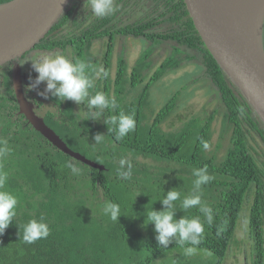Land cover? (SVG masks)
I'll return each instance as SVG.
<instances>
[{"label":"trees","instance_id":"16d2710c","mask_svg":"<svg viewBox=\"0 0 264 264\" xmlns=\"http://www.w3.org/2000/svg\"><path fill=\"white\" fill-rule=\"evenodd\" d=\"M73 1L35 49H58L69 59L83 60L99 71L100 60L92 48L106 36L101 70L109 75L98 76L90 92H104L111 97L112 89L118 110L134 115L136 129L117 141L102 120L85 119V112L83 115L76 111L81 107L86 110L82 104L51 98L57 109L47 111L42 121L68 148L96 166L70 156L35 130L19 112L11 85L13 62L0 66V141L6 142L10 150L0 158V168L8 173V190L19 200L13 224L0 235V264H223L248 194H252L248 217L254 243L252 263L264 264L263 174L248 150L240 117L258 131L263 141L264 129L257 127L260 120L253 117L250 103L205 46L184 1L152 0V14L118 28H114L116 13L98 19ZM163 24L162 30L155 29ZM58 27L61 29L52 33ZM117 35L138 37L147 45L129 72L120 52L112 79L111 56ZM159 45H169L170 49L154 65L151 55ZM192 61L200 63L205 77L217 89L226 108L224 123L232 128L230 144L220 160L215 152L209 154L203 146L211 144L210 126L216 111L204 119L191 116L180 128L166 131L162 123L181 106L178 90L171 93L155 114L150 110L152 91L155 96L157 93L151 85ZM110 114L115 113L106 110L102 119ZM97 134H102L99 143L94 140ZM219 148L220 142L216 145ZM128 155L130 160L125 157ZM138 157L164 165L149 171L131 161ZM69 162L78 173L67 167ZM128 165L132 176L123 180L117 171H127ZM205 166L212 180L202 187V200L213 210V223L204 222L197 209L183 213L177 208L175 213L176 218L199 215L204 222L205 236L197 253L186 257L175 242L167 248L158 247L153 225L141 227L145 208L162 209L159 200L153 201L160 198L161 187L165 192L176 188L182 197L189 194L194 179L191 170ZM106 201L120 205L124 214L118 217V223L102 215ZM132 211L137 214L135 217ZM41 216L49 225L50 235L34 244H24L19 238L22 225Z\"/></svg>","mask_w":264,"mask_h":264},{"label":"clouds","instance_id":"9594fccd","mask_svg":"<svg viewBox=\"0 0 264 264\" xmlns=\"http://www.w3.org/2000/svg\"><path fill=\"white\" fill-rule=\"evenodd\" d=\"M70 3V2H69ZM87 3L92 15L98 19L113 16L119 11L116 0H84ZM124 36V35H123ZM31 61V67L37 75L33 79L29 77V83L26 85V91L34 90L36 94L44 99L55 98L59 102L70 100L77 105H83L86 110L85 119L93 121L102 120L107 126L108 133L114 135L115 140L120 141L136 129L134 115L125 113L119 109L115 97H109L104 92L91 93L90 90L95 87V80L98 76L107 78L109 73L101 70L103 63L99 62L100 68L92 66L83 60H72L61 53L37 55L27 59ZM26 61V60H25ZM24 61V62H25ZM43 84V89L40 85ZM34 110V109H33ZM110 114L106 119L105 111ZM94 140L99 143L102 140V134H97ZM204 148L209 145L204 143ZM6 142L0 141V158L9 153ZM121 167L125 161H120ZM67 167L73 172L78 173V169L68 163ZM117 175L123 180H130L132 176L131 166L128 165L127 171L118 170ZM191 175L192 190L189 194L182 197L181 192L176 188H170L166 192L161 187V196L159 200L162 209L155 210L145 208V219L141 227H146L149 223L153 225L155 240L158 247L167 248L172 242L180 245L183 249V255L186 257L194 256L198 251V246L202 243L205 236L204 222L211 225L214 220L213 210L202 200V187L207 185L212 176L207 167L193 168ZM8 173L0 168V235H2L13 219L17 215L19 200L15 194L7 188ZM140 193H136L134 198ZM133 198V200H134ZM177 202H179L177 204ZM177 208L183 213L190 209H197L204 217L182 215L176 218ZM133 212V211H132ZM103 216L114 223H118V217L124 214L118 203L106 201L101 208ZM134 213V212H133ZM135 217L137 214H131ZM50 235V228L43 216L29 219L22 225V235L19 237L24 244H34L38 240L46 239Z\"/></svg>","mask_w":264,"mask_h":264},{"label":"water","instance_id":"95a60500","mask_svg":"<svg viewBox=\"0 0 264 264\" xmlns=\"http://www.w3.org/2000/svg\"><path fill=\"white\" fill-rule=\"evenodd\" d=\"M70 1L0 3V66L13 62L11 85L19 112L31 126L63 152L96 166L62 142L34 113L22 90L20 57L35 49ZM183 1L205 46L264 123V0Z\"/></svg>","mask_w":264,"mask_h":264},{"label":"rangeland","instance_id":"374dc122","mask_svg":"<svg viewBox=\"0 0 264 264\" xmlns=\"http://www.w3.org/2000/svg\"><path fill=\"white\" fill-rule=\"evenodd\" d=\"M73 3H79V7H83L86 12L90 11L87 4H84V0H74ZM119 7V11L116 12L117 24L114 28L121 27L125 24L132 23L139 18L144 16L147 18L152 14V0H116ZM82 8V10H83ZM157 28V29H156ZM165 25L156 26V30H162ZM63 31V29H62ZM62 33V32H61ZM262 39L264 45V20L262 28ZM107 37L104 36L100 40H97L94 44L92 51L96 52V56L101 63H103L102 54L106 49ZM147 45V42L140 38H133L132 36L117 35L114 39L112 56H111V70L110 75L113 79L115 73V65L117 61V56L120 52H123L126 62L129 65L127 71L129 72L132 65L134 64L136 58L142 51V49ZM170 49L169 45H159L157 49L151 55L154 65L159 64L165 54L168 53ZM60 53L58 49L53 50H41L33 49L30 51L22 62H18L21 68L22 78L24 82L29 81V76H33L34 79L37 73L33 71L31 67V61L27 60L33 58L37 55L44 54H56ZM26 60V61H25ZM25 61V62H24ZM26 88V85H24ZM44 85L41 84L40 88L43 89ZM152 90V104L150 110L153 114L164 104V102L169 98L173 91L178 90L179 93V103L181 106L174 109V112L170 115L169 119H166L162 123V128L166 131L178 129L181 127L182 123L189 119L191 116H199L204 119L212 111H216L215 116L211 122V144L207 148V152L216 153V159L220 160L223 156L226 148L230 144L231 135V125L224 123V115L226 108L223 106L219 93L217 89L211 84L208 78L205 77L200 63L197 62H187L183 66L171 71L159 80H157L150 87ZM112 89L110 91V96L113 95ZM31 95L33 99L39 102L40 106H31L37 116L45 114L47 111L56 110L55 103L52 99H44L36 94V91L31 90ZM29 98V95H27ZM79 106V105H78ZM80 109L81 114L84 115V111ZM253 117L258 118L257 127L264 129V123L254 111L252 113ZM242 129L245 135L246 145L248 150L253 154L257 164L262 170V181L264 186V141L260 137L258 131L253 128L249 123L246 122L245 118H242ZM220 142V148L216 149L217 143ZM130 160V156H125ZM139 165L140 168H146L149 171H156L158 166L164 165L162 162H157L151 159H145L142 157L134 158L131 160ZM251 188V187H250ZM252 202V194L245 196L242 210L240 212L238 222L235 228L234 238L230 243L226 257L223 264H253V239L249 229V210Z\"/></svg>","mask_w":264,"mask_h":264},{"label":"flooded vegetation","instance_id":"af4514ba","mask_svg":"<svg viewBox=\"0 0 264 264\" xmlns=\"http://www.w3.org/2000/svg\"><path fill=\"white\" fill-rule=\"evenodd\" d=\"M79 4H77V6H78ZM61 29V27H58L57 29H54L55 30V32H53V33H56V32H58L59 30ZM37 49H39V48H37ZM41 50H44V49H41ZM46 51H47V49H45ZM32 51V50H31ZM30 77V76H29ZM31 77H33V76H31ZM23 79L24 78H22L21 80H22V90H23V95H24V97L27 99V101L30 103V106H40L41 104L37 101H35L34 99H33V97H32V95H31V91H26V88L24 87V85H27L29 82L28 81H26V82H24L23 81ZM27 95H29V98H28V96ZM35 112V111H34ZM36 113V112H35ZM38 115V114H37ZM44 116V114L43 115H41L40 117H43Z\"/></svg>","mask_w":264,"mask_h":264}]
</instances>
